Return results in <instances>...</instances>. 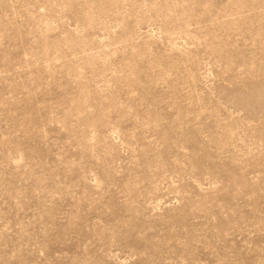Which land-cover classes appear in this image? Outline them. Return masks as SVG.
<instances>
[{
  "label": "rangeland",
  "instance_id": "374dc122",
  "mask_svg": "<svg viewBox=\"0 0 264 264\" xmlns=\"http://www.w3.org/2000/svg\"><path fill=\"white\" fill-rule=\"evenodd\" d=\"M0 264H264V0H0Z\"/></svg>",
  "mask_w": 264,
  "mask_h": 264
}]
</instances>
